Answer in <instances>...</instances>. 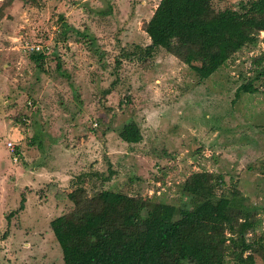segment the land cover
Masks as SVG:
<instances>
[{"label":"rangeland","instance_id":"1","mask_svg":"<svg viewBox=\"0 0 264 264\" xmlns=\"http://www.w3.org/2000/svg\"><path fill=\"white\" fill-rule=\"evenodd\" d=\"M6 1L0 264H62L48 224L72 209L77 187L86 196L108 190L181 207L188 204L181 186L196 172L220 181L217 197L252 214L246 238L264 243V76L253 80L255 93L235 94L255 76L251 59L264 53V32L200 80L163 50L143 62L120 55L148 45L141 25L159 0ZM238 1L212 5L235 8ZM24 43L48 46L42 64L28 59ZM129 122L139 129L137 144L118 138ZM8 142L19 152L16 162ZM21 196L23 209L11 216ZM253 256L264 264V254ZM224 264H233L229 254Z\"/></svg>","mask_w":264,"mask_h":264},{"label":"trees","instance_id":"2","mask_svg":"<svg viewBox=\"0 0 264 264\" xmlns=\"http://www.w3.org/2000/svg\"><path fill=\"white\" fill-rule=\"evenodd\" d=\"M141 30L148 45L139 48V54L122 51V57L143 62L163 50L204 80L241 48L256 43L264 32V0H239L235 8L222 9H215L212 0H159ZM43 56L30 53L28 59L40 65ZM251 65L254 78L235 94L256 92L252 82L264 76V53L251 59ZM118 138L133 145L141 135L129 122L121 126ZM15 153L19 155L17 148ZM219 182L207 172L192 173L181 186V195L188 198L181 207L120 192L102 190L86 196L83 188L73 189L72 209L48 224L62 264H224L227 254L233 264H254L253 254H264V243L246 238L245 223L253 221L252 214L217 197L214 188ZM23 204L21 196L10 215Z\"/></svg>","mask_w":264,"mask_h":264},{"label":"built area","instance_id":"3","mask_svg":"<svg viewBox=\"0 0 264 264\" xmlns=\"http://www.w3.org/2000/svg\"><path fill=\"white\" fill-rule=\"evenodd\" d=\"M24 50H26L27 52L29 53H37V52H40L42 53L43 55L47 56L49 54V48L48 46H42V45H39V44H30L28 45L27 43H24ZM27 105H29V103H27ZM95 126V124H94ZM8 150H9V154L12 156V161L13 162H16L18 160V156L16 153H15V147L14 145H12L10 142H8L6 144Z\"/></svg>","mask_w":264,"mask_h":264}]
</instances>
